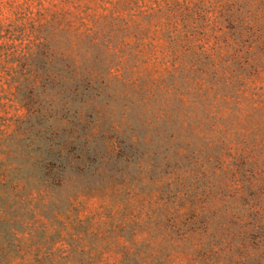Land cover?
<instances>
[{"label": "rangeland", "instance_id": "rangeland-1", "mask_svg": "<svg viewBox=\"0 0 264 264\" xmlns=\"http://www.w3.org/2000/svg\"><path fill=\"white\" fill-rule=\"evenodd\" d=\"M0 264H264V0H0Z\"/></svg>", "mask_w": 264, "mask_h": 264}]
</instances>
